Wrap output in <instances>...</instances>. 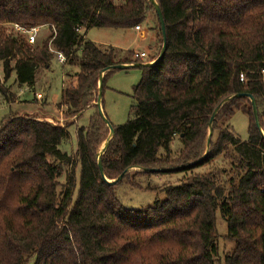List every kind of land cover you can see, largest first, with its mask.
Segmentation results:
<instances>
[{
	"label": "trees",
	"instance_id": "16d2710c",
	"mask_svg": "<svg viewBox=\"0 0 264 264\" xmlns=\"http://www.w3.org/2000/svg\"><path fill=\"white\" fill-rule=\"evenodd\" d=\"M154 1L165 20L167 50L158 64L140 68L132 118L113 127L101 159L106 179L116 181L135 170L109 184L98 162L110 136L96 106L99 77L110 67L143 62L76 31L133 30L154 16L163 48L154 5L150 0H0L6 80L15 72L20 85L34 88L37 71L52 68V48L75 70L58 107L77 123L93 111L89 124L76 130L72 155L61 147L76 124L62 128L18 113L1 121L0 264H264V0ZM5 24L54 27L56 36L32 47L23 35H7ZM114 71L105 74L103 90ZM243 94L256 100L263 133L252 101L235 98L216 115L210 137L219 105ZM237 112L248 118L247 142L231 125ZM176 138L181 149L173 156ZM228 152L229 169L195 173ZM65 166L70 178L59 193ZM174 174H184L178 186L159 191L150 182L152 176ZM137 177L149 179L146 188ZM123 183L165 198L146 209L127 208L117 195ZM218 214L234 243L224 262Z\"/></svg>",
	"mask_w": 264,
	"mask_h": 264
},
{
	"label": "rangeland",
	"instance_id": "374dc122",
	"mask_svg": "<svg viewBox=\"0 0 264 264\" xmlns=\"http://www.w3.org/2000/svg\"><path fill=\"white\" fill-rule=\"evenodd\" d=\"M151 20L141 25L146 32L145 39H141L139 32L134 30H110V29H91L87 34L89 41L96 43L102 48H117L120 54L126 56L131 53L141 54L142 52H150L149 57L142 60L143 64L157 58L162 50L161 37L158 31L156 18L151 16ZM12 24L3 25V30L7 35L12 34ZM53 34V29L43 26L34 36H25L30 45L46 43ZM32 41V43H30ZM136 60V58H133ZM53 58L52 68L50 70L39 69L36 73V83L34 88L22 86L17 82L15 72L6 80L4 69L0 63V123L10 113L21 114L30 113L32 117H36L41 122H46L54 126L66 127L73 123L76 124L70 128L69 132L71 140L63 144L61 150L72 155L77 151L76 130L89 124V118L93 111L87 112L77 123V117L68 118L66 109L59 108L61 92L64 86L74 80V69L62 66ZM14 66V63L12 64ZM68 75L70 77H68ZM143 72L140 68H130L126 70H115L112 72L105 82L103 90V112L114 127L124 125L132 118V112L136 106L133 91L142 80ZM29 99V100H28ZM95 104V103H94ZM29 115V114H28ZM231 125L242 142H247L249 138V121L245 114L237 112L231 120ZM217 136L214 138L216 141ZM181 149L178 139L176 138L172 144L173 156ZM102 150V149H101ZM231 163L230 153H225L213 161L210 165L195 170L197 174H204L217 169H229ZM63 175L59 179V193L65 191L69 182L71 168L65 166ZM189 175V174H188ZM184 174H174L167 176H152L150 182L152 185L158 186L162 191L167 186H178ZM136 182L144 188L149 183V179L137 177ZM122 204L134 210L146 209L154 204L156 199H164V194H157L152 191L135 189L129 184L123 183L117 192ZM228 225L222 219L220 214L217 215V235L220 251V260L224 262L225 257L230 255L234 249V243L227 238ZM138 264V263H136Z\"/></svg>",
	"mask_w": 264,
	"mask_h": 264
},
{
	"label": "water",
	"instance_id": "95a60500",
	"mask_svg": "<svg viewBox=\"0 0 264 264\" xmlns=\"http://www.w3.org/2000/svg\"><path fill=\"white\" fill-rule=\"evenodd\" d=\"M150 2L154 5V8L156 10V13H157V16H158V19H159V22H160L161 30H162V35H163V48H162V51H161V54H160L159 58L155 62H153V63L134 64V65H117V66H114V67H110V68L102 71L101 74H100V77H99V84H98L99 85V87H98L99 88V93H98V99H97V102H96V106L99 108V112H100L101 117L104 119V121L106 122L107 126L110 128V136L107 139V141H106L104 147L102 148L101 152L99 153L98 162H99V168H100L102 177L109 184H114V183H116L118 181H121L126 174H128L129 172H131L132 170H135V169H129V170H127L116 181L110 182L105 177L104 169H103V165H102L101 159H102L103 154L107 151V149L109 147V144H110L112 138L115 135V130H114L113 126L109 123V121L107 120V118H106V116H105V114L103 112V86H104V76H105V74L107 72L112 71V70H126V69H130V68L152 67V66H155L156 64H158L165 57L166 50H167V34H166V24H165V20H164V17H163V13H162L160 7L158 6V4L154 0H150ZM235 98H248V99H250L252 101V106H253V111H254V116H255V120H256L257 127L260 130V132L263 133L262 132V129H261L260 120H259V113H258V108H257L256 100L252 96H250V95L243 94V95L231 96V97L225 99L219 105V107L216 109L214 115L211 118V122H210V134H209L210 137L212 135V127H213V123H214V120H215L216 115L218 114V112L220 111V109L224 105H226L227 103H229L230 101H232ZM210 137H209V140H208V149H209L210 143H211ZM155 172H158V171H155Z\"/></svg>",
	"mask_w": 264,
	"mask_h": 264
},
{
	"label": "built area",
	"instance_id": "2783aa9c",
	"mask_svg": "<svg viewBox=\"0 0 264 264\" xmlns=\"http://www.w3.org/2000/svg\"><path fill=\"white\" fill-rule=\"evenodd\" d=\"M11 26H12V30L15 33H18L20 35L30 36V37L34 36V33L35 32L37 33L43 27V26H40V27L29 28V27L21 26L19 24H12ZM52 29H53V35H54L53 39H54V37L56 36V30L54 27ZM135 30L137 32H141L142 28H141V26H138L135 28ZM76 32L79 35L84 36V39H87L86 36H87L88 32H86L85 29L79 28V29H77ZM30 43H32V41ZM50 51L54 55V57L56 58L57 62H59L61 65H65L67 63V61H68L67 57L63 52L54 50L52 48ZM149 54H150V52H142L141 54H135V58L143 61L144 59L149 57ZM263 75H264V71H263ZM242 81H243V79H242Z\"/></svg>",
	"mask_w": 264,
	"mask_h": 264
},
{
	"label": "crops",
	"instance_id": "0c3cea01",
	"mask_svg": "<svg viewBox=\"0 0 264 264\" xmlns=\"http://www.w3.org/2000/svg\"><path fill=\"white\" fill-rule=\"evenodd\" d=\"M135 32H137L135 29H133ZM139 34H140V37H141V39H145L146 38V36H147V34H146V32L142 29V31L141 32H139ZM86 38H87V36H86ZM87 40H88V38H87ZM116 50H118L117 48H115ZM119 51H121V50H119ZM56 61V60H55ZM63 67L65 66V65H62ZM29 100V99H28ZM30 115V113H26V112H24V114L23 113H21V115Z\"/></svg>",
	"mask_w": 264,
	"mask_h": 264
}]
</instances>
